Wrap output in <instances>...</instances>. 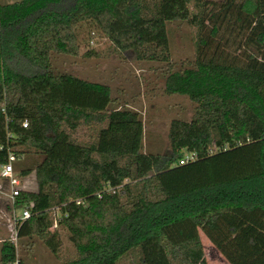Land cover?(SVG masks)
<instances>
[{
    "label": "trees",
    "instance_id": "trees-1",
    "mask_svg": "<svg viewBox=\"0 0 264 264\" xmlns=\"http://www.w3.org/2000/svg\"><path fill=\"white\" fill-rule=\"evenodd\" d=\"M176 21L198 29L179 65ZM84 28L166 62L164 92L193 101L163 152L146 150L141 110L108 84L55 69V54L80 55ZM184 150L197 158L179 164ZM9 151L38 189L16 197L32 214L1 264H26L20 249L38 241L59 255L62 232L76 253L61 264H207L200 231L230 264H264V0H0V164Z\"/></svg>",
    "mask_w": 264,
    "mask_h": 264
},
{
    "label": "rangeland",
    "instance_id": "rangeland-1",
    "mask_svg": "<svg viewBox=\"0 0 264 264\" xmlns=\"http://www.w3.org/2000/svg\"><path fill=\"white\" fill-rule=\"evenodd\" d=\"M168 30L171 36L173 62L179 65L186 59H195L197 27L187 22L176 21L168 25ZM80 38V55L55 54L53 57L55 69L108 84L113 97H119L126 106L141 110L145 121L146 150L153 153L163 152L169 146L168 130L171 120L190 119L194 111V103L188 96L181 94L170 96L164 92L165 77L162 71L167 68V63L138 61L132 53H119L114 50L112 42L102 32L96 30L84 28ZM89 50H94L97 54L88 57L85 53ZM76 136L79 140H87L88 129L82 126ZM183 154H186L185 150ZM29 156L31 161L41 158V155L34 151L30 152ZM20 187L25 190H37L36 172L33 171L23 177ZM2 202L4 206L2 205L0 213V226L7 229L2 219L6 218L4 215L7 214L6 204ZM20 211L18 210L19 213ZM13 235V232L9 231L8 238H14ZM62 235V249L59 255H55L45 244L38 241L34 249H20L19 256L26 264H61L76 253L68 235L65 232H62ZM200 237L207 264H230L203 231H200Z\"/></svg>",
    "mask_w": 264,
    "mask_h": 264
},
{
    "label": "built area",
    "instance_id": "built-area-1",
    "mask_svg": "<svg viewBox=\"0 0 264 264\" xmlns=\"http://www.w3.org/2000/svg\"><path fill=\"white\" fill-rule=\"evenodd\" d=\"M24 126H27V123L24 124ZM197 158V154L192 151H187L186 154H184L179 159V164H185L192 160H195ZM16 159L15 154L12 151H9V160L7 163L0 164V178L6 179L9 183V190L6 191V194L8 196V199L11 202L12 205V225L10 227L11 232H13L12 238L15 242L17 240V224L22 222L23 220L29 218L32 214L31 206L27 205L21 208L20 213L18 210L14 208V204L16 201V197L20 195V193L25 190L20 187L22 176H20L19 172L15 171L13 162ZM22 177V178H21ZM110 191V190H109Z\"/></svg>",
    "mask_w": 264,
    "mask_h": 264
},
{
    "label": "crops",
    "instance_id": "crops-1",
    "mask_svg": "<svg viewBox=\"0 0 264 264\" xmlns=\"http://www.w3.org/2000/svg\"><path fill=\"white\" fill-rule=\"evenodd\" d=\"M8 190H9L8 181L6 179L0 178V213H2L1 211L2 205L4 206V204H2L3 203L2 201L5 202L6 204L5 209L7 210V214H4L3 212V214L6 215V218H2L5 221V225L7 226V229H5L4 227L2 228V226H0V246H1V242L8 238L9 231H11L10 227L12 225L11 223H12V209L13 208L6 194V191ZM0 256H1V250H0Z\"/></svg>",
    "mask_w": 264,
    "mask_h": 264
}]
</instances>
